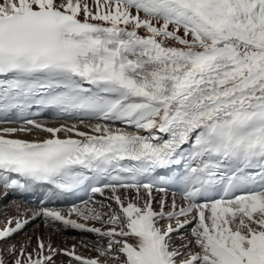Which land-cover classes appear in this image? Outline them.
<instances>
[{
  "label": "snow or ice",
  "instance_id": "obj_1",
  "mask_svg": "<svg viewBox=\"0 0 264 264\" xmlns=\"http://www.w3.org/2000/svg\"><path fill=\"white\" fill-rule=\"evenodd\" d=\"M45 109L77 123L46 127ZM9 123L0 194L47 184L92 195L18 204L0 242L39 220L100 246L84 257L38 238L32 252L0 248V264H264V0H0ZM18 132L49 138H6ZM188 225L192 239L174 246Z\"/></svg>",
  "mask_w": 264,
  "mask_h": 264
},
{
  "label": "bare ground",
  "instance_id": "obj_2",
  "mask_svg": "<svg viewBox=\"0 0 264 264\" xmlns=\"http://www.w3.org/2000/svg\"><path fill=\"white\" fill-rule=\"evenodd\" d=\"M40 123H43L46 127H61L59 122H49L48 121V122H40ZM3 128H16V127L14 126L0 127V129H3ZM80 130L84 131L81 128ZM21 135L22 136L17 135V137L10 136L6 138H13V139L18 138V139L28 140V141L42 140V139L49 138L48 135L43 132H33L32 134L21 133ZM72 138H76V137H72ZM153 195L156 197L155 201L153 202V207L159 210V207H160L159 200L162 196L159 197L157 194H153ZM167 199H168V202L171 203L172 197L167 196ZM176 199H177V202L180 203L178 198ZM98 201H103L105 205L111 204L112 208L114 209L117 208L114 202H111L105 199L104 197L100 196ZM17 205H7L3 207L2 209H0V227H3L5 222L9 218L15 217L17 215V211H16ZM105 210L107 211L108 209L106 208ZM96 226L99 227L100 224L97 223ZM192 226L193 225H188L187 228L181 230V235H183L184 237L183 240L178 239L177 234L173 233L172 243L174 246L182 247V245L185 242L192 239L191 233H190V228ZM88 235H93L95 239H87L85 237H80V236H88ZM38 238L42 239L46 245H50L52 248H55V249L71 250L73 247H75L76 253L78 255L80 251H81L80 253L82 254H83L82 251H84L87 254V257L88 256L90 257L91 254H92L91 256H95L96 253L92 249L94 247L100 246L96 243L97 237L95 236V234L86 233V232H82L80 230H75L71 228H64L63 226H61L59 230H57L55 228L46 226L44 223H39L36 226H31L30 228H28L20 236L15 237L11 240H8L6 243L1 242L0 248H3L5 252H7V249L12 245H15L17 248H19L21 245L30 243V247H28L27 250L29 252H32L37 247ZM68 259H69L68 257L60 255L56 258V264H68Z\"/></svg>",
  "mask_w": 264,
  "mask_h": 264
},
{
  "label": "rangeland",
  "instance_id": "obj_3",
  "mask_svg": "<svg viewBox=\"0 0 264 264\" xmlns=\"http://www.w3.org/2000/svg\"><path fill=\"white\" fill-rule=\"evenodd\" d=\"M81 129H83L84 131H86V129L85 128H82V127H80ZM22 135H24V134H22ZM21 134L20 135H18V136H22ZM25 136H27V135H25ZM35 139V138H34ZM38 139V138H37ZM41 139V138H40ZM80 237H85V238H87V239H95L94 238V236L93 235H88V236H80ZM69 247V246H68ZM81 252V251H80ZM79 252V255H81V256H83L84 255V257H87V254L84 252V251H82L83 252V254L82 253H80ZM86 255V256H85ZM92 255V254H91ZM90 255V256H91ZM89 257V256H88Z\"/></svg>",
  "mask_w": 264,
  "mask_h": 264
}]
</instances>
